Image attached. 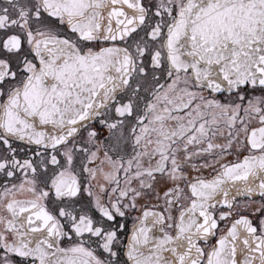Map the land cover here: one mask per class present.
<instances>
[{
    "label": "snow or ice",
    "instance_id": "obj_1",
    "mask_svg": "<svg viewBox=\"0 0 264 264\" xmlns=\"http://www.w3.org/2000/svg\"><path fill=\"white\" fill-rule=\"evenodd\" d=\"M0 264H264V0H0Z\"/></svg>",
    "mask_w": 264,
    "mask_h": 264
}]
</instances>
